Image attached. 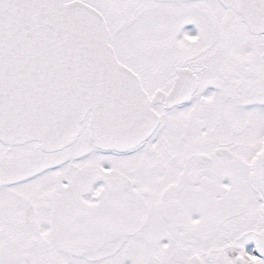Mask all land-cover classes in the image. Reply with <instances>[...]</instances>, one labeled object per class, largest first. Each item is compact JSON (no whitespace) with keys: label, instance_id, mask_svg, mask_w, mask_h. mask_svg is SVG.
Returning a JSON list of instances; mask_svg holds the SVG:
<instances>
[{"label":"snow or ice","instance_id":"obj_1","mask_svg":"<svg viewBox=\"0 0 264 264\" xmlns=\"http://www.w3.org/2000/svg\"><path fill=\"white\" fill-rule=\"evenodd\" d=\"M0 264H264V0H0Z\"/></svg>","mask_w":264,"mask_h":264}]
</instances>
